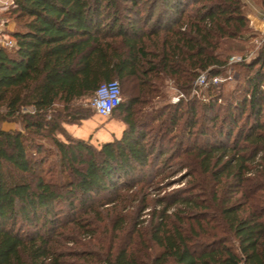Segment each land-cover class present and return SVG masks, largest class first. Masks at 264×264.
I'll list each match as a JSON object with an SVG mask.
<instances>
[{
    "label": "trees",
    "instance_id": "16d2710c",
    "mask_svg": "<svg viewBox=\"0 0 264 264\" xmlns=\"http://www.w3.org/2000/svg\"><path fill=\"white\" fill-rule=\"evenodd\" d=\"M10 12L0 264H264V51L235 64L228 96L223 84L205 102L166 91L190 95L246 49L244 0H16ZM113 79L138 92L110 115L121 137L95 146L67 125L91 118L83 102ZM183 169L184 187L150 198Z\"/></svg>",
    "mask_w": 264,
    "mask_h": 264
},
{
    "label": "rangeland",
    "instance_id": "374dc122",
    "mask_svg": "<svg viewBox=\"0 0 264 264\" xmlns=\"http://www.w3.org/2000/svg\"><path fill=\"white\" fill-rule=\"evenodd\" d=\"M244 1L246 2L247 5L251 32L249 33L250 35L246 42V49L241 53H235L233 55V56H241L244 60L230 63L229 65L230 67L227 69V71H225V72H230L232 75V79L228 80L223 84L224 94L227 96L235 91V88L240 83V79L244 76L243 74L242 77L240 76L239 71H241L242 73L243 70L241 68H238L235 64L250 61L254 57L258 56L261 51H264V33H263L264 23L255 25L253 24V19L250 16L251 14H253L258 19L261 20L262 19L261 12L264 7L256 0H244ZM10 13L11 12L8 13L9 17L11 16ZM11 19L14 20V18ZM137 88L138 87H136L134 81H131V83H128L126 85H123L122 100L125 101L129 99L130 96L136 95L138 92ZM207 89L208 88L204 89L203 94L202 91H199L200 94L195 96L191 92L190 95H185L184 99L188 100L190 98H198L204 102L208 101L209 94ZM166 91L168 93L169 102L177 103L178 101H176L175 99L179 95L180 91L173 85L172 81L167 82ZM83 105L85 107L87 106L92 108L91 102L89 103L83 102ZM92 110L94 112V115L91 118L84 120L81 124H74L68 126L74 136L76 137L79 136V138H84V139L92 138V142L94 143L95 146H100L104 142L111 141L115 138L121 137L123 132V126H125L123 121L121 120V116H119L118 114H114L110 117H103L100 116L98 113H95L93 108ZM5 125L7 126V124ZM13 126L14 123L12 124V127ZM14 127H19V124H15ZM61 139H65V138L62 137ZM47 145H50V143H48ZM50 147L54 152V154L51 155L50 157V162H52V160L54 161L58 160V156L56 155V149L53 146ZM186 173H187L186 170L183 169L181 171L178 170V172L174 176H171L167 180L160 181V179L158 178L153 183V186L150 187L149 189L147 188L146 191L150 193L151 199H156L159 196H163L177 189H181L186 185L187 182L186 178L184 177ZM154 206H157L158 209L160 208V206L157 203L154 204ZM150 209H147L146 211L143 212L141 219H148L150 217L149 216ZM261 241L264 242V238Z\"/></svg>",
    "mask_w": 264,
    "mask_h": 264
},
{
    "label": "built area",
    "instance_id": "2783aa9c",
    "mask_svg": "<svg viewBox=\"0 0 264 264\" xmlns=\"http://www.w3.org/2000/svg\"><path fill=\"white\" fill-rule=\"evenodd\" d=\"M0 8L7 11L11 10L16 5V0H0ZM262 21L264 22V9L262 10ZM264 33V32H263ZM17 41L10 35L9 23L0 16V47L12 50L16 48ZM244 60L241 56H232L230 63L239 62ZM232 79L230 72H225L221 75L211 76L207 72H202L194 83L192 94L199 95V91H203L210 86H221L228 80ZM181 97H185L184 93L180 92L176 101H179ZM122 102V88L118 79H113L107 82L101 83L93 96L91 105L95 109L96 113L103 117H109L114 110Z\"/></svg>",
    "mask_w": 264,
    "mask_h": 264
},
{
    "label": "crops",
    "instance_id": "0c3cea01",
    "mask_svg": "<svg viewBox=\"0 0 264 264\" xmlns=\"http://www.w3.org/2000/svg\"><path fill=\"white\" fill-rule=\"evenodd\" d=\"M10 12V10H7V11H5V10H3V9H1L0 8V16H2L8 23H9V27H10V34L12 35V33L16 30V27H17V25H16V21L15 20H13V19H11L8 15V13ZM251 16V18L253 19V23L255 24V25H257V24H260V23H262L261 22V20L260 19H258L255 15H253V14H251L250 15ZM14 123V126H15V124H17V123H15V122H5V123H3V129L4 130H11V129H16L17 127H12V124ZM5 124H7V126L5 125ZM68 126H70V125H67V129H68V131L72 134V132L70 131V128L68 127ZM124 127L125 126H123V129H124ZM121 129V128H120ZM77 137H79V136H77Z\"/></svg>",
    "mask_w": 264,
    "mask_h": 264
},
{
    "label": "bare ground",
    "instance_id": "6f19581e",
    "mask_svg": "<svg viewBox=\"0 0 264 264\" xmlns=\"http://www.w3.org/2000/svg\"><path fill=\"white\" fill-rule=\"evenodd\" d=\"M262 23H264L262 20H261ZM254 24V23H253Z\"/></svg>",
    "mask_w": 264,
    "mask_h": 264
}]
</instances>
